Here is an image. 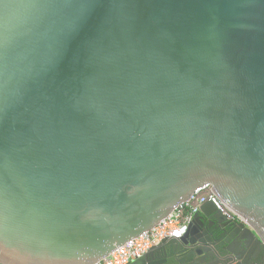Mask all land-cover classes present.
Wrapping results in <instances>:
<instances>
[{"label":"water","instance_id":"obj_1","mask_svg":"<svg viewBox=\"0 0 264 264\" xmlns=\"http://www.w3.org/2000/svg\"><path fill=\"white\" fill-rule=\"evenodd\" d=\"M207 185L245 224L130 264H264V0H0V264H96Z\"/></svg>","mask_w":264,"mask_h":264},{"label":"built area","instance_id":"obj_2","mask_svg":"<svg viewBox=\"0 0 264 264\" xmlns=\"http://www.w3.org/2000/svg\"><path fill=\"white\" fill-rule=\"evenodd\" d=\"M208 202H214L230 222L245 224L225 205L214 192L213 187L207 185L198 189L187 203L179 206L153 230L125 244L124 247L115 251L110 257L96 264H130L132 261L146 255L166 239H182L189 232L191 223L196 219L195 216L201 212L202 207Z\"/></svg>","mask_w":264,"mask_h":264},{"label":"flooded vegetation","instance_id":"obj_3","mask_svg":"<svg viewBox=\"0 0 264 264\" xmlns=\"http://www.w3.org/2000/svg\"><path fill=\"white\" fill-rule=\"evenodd\" d=\"M234 225L236 226L237 224L234 223ZM206 227H207V230L210 232L213 244L208 243L204 248L207 247L208 251L213 253L216 251L217 248H220V246L222 244H225V242L230 238L231 233L229 231L225 232L223 230V226H221L219 224V222L214 217L206 219ZM230 227H233V226H230ZM227 230H229V229H227ZM235 242L240 243L239 237H237L234 241L231 242V246L233 245L231 247V249L236 254V255L235 254H233V255L245 258L247 256L245 254V251H247V248H245L243 245L242 246H239V245L236 246V245H234ZM220 250L224 251L225 248H221ZM167 254L169 257L176 258L177 260L182 258V255L180 253L174 252L171 246L167 247ZM254 255H255V253H254ZM162 256H163V254H162ZM255 260L256 259H252V262L256 263Z\"/></svg>","mask_w":264,"mask_h":264}]
</instances>
